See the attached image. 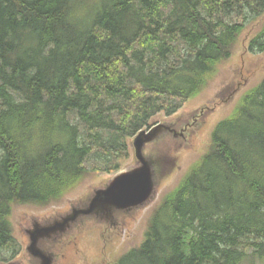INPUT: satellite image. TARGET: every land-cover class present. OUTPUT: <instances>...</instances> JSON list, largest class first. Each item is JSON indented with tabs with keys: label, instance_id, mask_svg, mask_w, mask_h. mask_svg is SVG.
<instances>
[{
	"label": "trees",
	"instance_id": "1",
	"mask_svg": "<svg viewBox=\"0 0 264 264\" xmlns=\"http://www.w3.org/2000/svg\"><path fill=\"white\" fill-rule=\"evenodd\" d=\"M262 16L264 0H0V263L17 254L15 209L119 172L127 140L171 98L200 94ZM251 46L264 53V25ZM104 131L124 150L105 147ZM89 139L108 154L102 168L84 166ZM118 264H264V80Z\"/></svg>",
	"mask_w": 264,
	"mask_h": 264
},
{
	"label": "rangeland",
	"instance_id": "2",
	"mask_svg": "<svg viewBox=\"0 0 264 264\" xmlns=\"http://www.w3.org/2000/svg\"><path fill=\"white\" fill-rule=\"evenodd\" d=\"M263 25L264 16L250 21L239 39L236 53L218 67L208 86L196 97L183 104L179 99L171 98L168 103L169 113L157 112L151 123L145 126V128H151L166 120L187 121L202 107L207 106L212 109L204 118V125L199 131L194 132L188 145L169 142L159 149L162 168L156 199L144 209L124 217L119 231L111 234L112 236L106 235L103 238L97 229H87L80 235L72 237L65 249L60 252L61 264H118L123 256L143 242L154 209L159 206L164 196L178 187L193 165L199 162L207 150L216 125L229 118L243 96L264 80V53L259 52L257 46L253 48L251 46L252 39L257 36ZM179 47L182 54H187V46L184 43L179 42ZM173 61L175 62V59ZM74 117L75 115L71 117V121L83 128L79 120ZM131 139L132 137L127 140L130 159L124 162L121 170L135 164L130 146ZM102 141L104 146L110 149L124 150L125 148L123 141L108 131L102 133ZM86 143L93 147V151L85 159L84 166L87 169L104 167L109 161L106 150L100 147L95 148L91 139ZM114 175L107 172L94 175L61 202L47 208L15 209L11 220L14 226L17 254L12 256L11 252L4 253L0 264L25 261L24 250L27 238L23 228L28 224L29 217L45 219L58 213H65L72 204L85 202L93 189L102 187Z\"/></svg>",
	"mask_w": 264,
	"mask_h": 264
},
{
	"label": "water",
	"instance_id": "3",
	"mask_svg": "<svg viewBox=\"0 0 264 264\" xmlns=\"http://www.w3.org/2000/svg\"><path fill=\"white\" fill-rule=\"evenodd\" d=\"M211 110L205 106L187 121L166 120L138 131L130 143L134 165L117 172L102 187L93 189L85 202L72 204L67 212L45 219L28 218L23 228L25 261L13 264H61L60 252L72 237L87 229H97L103 238L116 234L124 217L156 199L162 168L159 149L169 142L188 145Z\"/></svg>",
	"mask_w": 264,
	"mask_h": 264
}]
</instances>
